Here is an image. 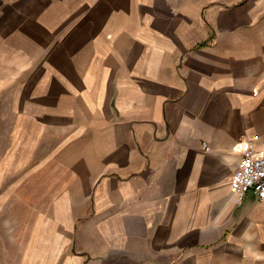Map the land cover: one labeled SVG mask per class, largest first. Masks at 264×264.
I'll use <instances>...</instances> for the list:
<instances>
[{
	"label": "crops",
	"instance_id": "obj_1",
	"mask_svg": "<svg viewBox=\"0 0 264 264\" xmlns=\"http://www.w3.org/2000/svg\"><path fill=\"white\" fill-rule=\"evenodd\" d=\"M0 96V264H264V0H0Z\"/></svg>",
	"mask_w": 264,
	"mask_h": 264
},
{
	"label": "rangeland",
	"instance_id": "obj_2",
	"mask_svg": "<svg viewBox=\"0 0 264 264\" xmlns=\"http://www.w3.org/2000/svg\"><path fill=\"white\" fill-rule=\"evenodd\" d=\"M4 97L0 96V108L1 110H5L8 112L7 109L9 108L8 98H5L3 104ZM3 108V109H2ZM2 112L0 111V116ZM60 130H58V143L56 145L55 141L49 137V129H47L43 134L42 137L34 143L35 145L29 149L30 153H35L36 158L35 160L31 161L30 164L26 166L25 169V183H26V190L20 193L15 192H5L4 198V205L0 203V215L1 214H9V215H28L30 214L29 210H33V203L38 198L39 193L36 190V186L34 184L41 183L42 185V192L41 194V204L43 208H48L50 205V192L48 191L49 184H50V168L53 166V161L50 159L51 151L55 150L57 147L60 150V146L62 143L60 142ZM53 133V132H52ZM63 135H66V132H63ZM8 139H5L4 146H8ZM11 144V143H10ZM4 146L0 141V152L3 150ZM12 146V145H11ZM10 148V145H9ZM65 151V150H64ZM58 167H60V161L58 163ZM23 195L24 199L21 201H16L17 195ZM9 201L7 205V211L3 212L4 207L6 206V202ZM1 202V200H0ZM19 202V203H18ZM30 206L32 208H30ZM25 208V209H24Z\"/></svg>",
	"mask_w": 264,
	"mask_h": 264
},
{
	"label": "built area",
	"instance_id": "obj_3",
	"mask_svg": "<svg viewBox=\"0 0 264 264\" xmlns=\"http://www.w3.org/2000/svg\"><path fill=\"white\" fill-rule=\"evenodd\" d=\"M253 191L264 199V150L255 149L250 143L244 146L242 165L235 176V192L243 199Z\"/></svg>",
	"mask_w": 264,
	"mask_h": 264
}]
</instances>
